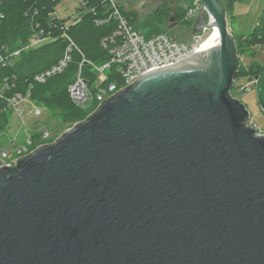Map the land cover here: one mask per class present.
<instances>
[{"label": "water", "instance_id": "water-1", "mask_svg": "<svg viewBox=\"0 0 264 264\" xmlns=\"http://www.w3.org/2000/svg\"><path fill=\"white\" fill-rule=\"evenodd\" d=\"M200 1L202 52L0 167V264H264V135L231 93L226 9Z\"/></svg>", "mask_w": 264, "mask_h": 264}, {"label": "trees", "instance_id": "trees-1", "mask_svg": "<svg viewBox=\"0 0 264 264\" xmlns=\"http://www.w3.org/2000/svg\"><path fill=\"white\" fill-rule=\"evenodd\" d=\"M60 1L0 0V10L4 14L0 21V44L6 45L10 50H20L13 67L0 69V79L15 76L13 89L15 93L26 94L30 90L33 102L45 105L51 111H59L60 120L64 124L75 125L88 121L91 116L100 111V107L97 108V102L89 109L76 106L71 100L68 86L75 80L79 71L91 85L97 81L98 76L93 69V64L101 65L110 60V37L119 25L115 18L105 19L109 7L106 0H83L87 6L78 8L80 21L76 24H68L69 17L58 19L52 15ZM232 2L233 0L229 1L230 10ZM184 5L185 2L175 3L176 21L180 25L191 27L194 23L186 20L187 9ZM121 10L136 28L141 27L140 23L146 28L147 37L162 32L171 34L167 20H170L173 15V6L169 5L168 1L157 6L142 20L137 16L136 11L128 10L123 4H121ZM149 16L152 18L149 19ZM99 19L103 22L98 23ZM37 24L45 32L50 31L56 38L41 47L27 49L26 46L31 41ZM165 27L166 30H162ZM64 32H67L75 43L71 52L72 59L67 68L63 72L48 77L45 82L35 80L36 74L56 63L66 52L69 41L63 35ZM234 40L237 52H240V47L247 42H252L253 45L263 44L264 10L259 25L246 36L234 34ZM253 63L246 66L238 62L234 84L237 76L248 75L250 79L257 80V101L264 112V65L258 62ZM107 82L117 83L119 87L123 85L121 77L115 74L110 76ZM10 113L11 111L6 109L5 101L0 99V133L7 129ZM33 139L34 147L45 142L40 139L39 132L33 134Z\"/></svg>", "mask_w": 264, "mask_h": 264}, {"label": "built area", "instance_id": "built-area-1", "mask_svg": "<svg viewBox=\"0 0 264 264\" xmlns=\"http://www.w3.org/2000/svg\"><path fill=\"white\" fill-rule=\"evenodd\" d=\"M106 1L109 7L105 19L115 18L119 25L113 36L110 37L111 45L109 51L111 58L101 65L92 63L93 69L98 76L97 81L93 85L79 71L75 80L68 86V92L73 103L84 109L89 108V105L94 102H97L99 106L107 98L114 95L120 89L130 85L146 73L174 65L191 57L198 52L199 47L205 39H202L201 35H195L190 41H181L168 32L147 37L123 14L121 10L122 0ZM85 6H87V3L82 1L81 6L78 8ZM184 6L187 9L186 20L194 23L193 19H195V16L202 8L201 1L193 0L188 4L185 3ZM78 8L74 16L72 18L69 17L68 24H76L80 21ZM3 17L4 14L0 10V21ZM56 18L61 19L62 17ZM97 22L102 23L103 20L99 19ZM63 35L69 41L66 52L56 63L36 74L35 80L45 82L48 77L63 72L67 68L72 59L71 52L75 43L67 32H64ZM55 38L50 31L45 32L37 24L31 41L26 48L35 49L41 47L52 42ZM19 53L20 50H10L6 45L0 44V69L2 67H13ZM114 74L121 77L123 81L122 86L119 87L117 83L107 82L108 78ZM14 80L15 76H6L0 79V99L5 101L8 111L16 113L21 119V124L11 139L10 144L12 149L8 150L7 148L0 147V167L15 165L20 158L32 153L41 145L48 144L45 140L50 137V131L47 128L34 132L27 130L22 113L25 112L23 104L27 101H32L31 91L28 90L26 94L15 93L13 91L15 87ZM256 83L257 80H255ZM248 88L246 87L247 90ZM41 113L40 109L35 111L37 115H41ZM22 132L23 139H20ZM35 132H39L40 139L45 141L36 147H34L33 139ZM257 133L262 134L258 131Z\"/></svg>", "mask_w": 264, "mask_h": 264}, {"label": "rangeland", "instance_id": "rangeland-1", "mask_svg": "<svg viewBox=\"0 0 264 264\" xmlns=\"http://www.w3.org/2000/svg\"><path fill=\"white\" fill-rule=\"evenodd\" d=\"M82 1L83 0H61L55 8L53 16L62 18H72L77 8L81 6ZM149 1H152L151 5H148L147 2L145 3L142 0H122V4L128 10L136 11L137 16L142 20L147 17L148 14L152 13L155 10V7L159 5L157 3L158 0ZM166 1H169V5L174 6L177 1L185 2L188 4L193 0ZM220 1L226 9L227 18L229 22V29L233 34V37L234 34L243 36L248 35L261 22L262 11L264 10V0H233L231 10L229 3L230 0ZM150 18H152V16H149V19ZM194 24L191 27H185L184 25L177 24L175 16L173 20H167V26H173L170 32L171 35L181 41L191 40ZM139 25L141 27H138V29L141 30L145 36H147L146 28L141 23ZM162 30H166V27ZM210 31L211 29L209 28L204 29L203 34H201L202 39L206 38L209 35ZM241 47L240 52H237L241 65L248 66L253 62H258L264 65V43L261 45H253L252 42H247L244 43V45ZM246 87H249L248 90L246 89ZM231 93L233 97L238 98L248 108L251 116L247 124L256 128L258 132L264 134V112H262L257 101L258 92L255 84V79H250L248 75L237 76ZM94 104L95 102L93 104L91 103L89 105V108H91ZM23 107L25 112L22 113V116L25 121L27 130L29 132H34L36 130H41L45 128L49 129L50 137L45 140L47 143L58 139L68 129L74 126L70 123L64 124L60 120V112L51 111L45 105H39L33 101H27L23 104ZM37 109L41 110V115L35 114V111ZM9 118L10 122L7 129L4 132L0 133V147L11 150V139L13 134L18 130L21 124V119L16 113L12 111L9 115ZM20 139H23V132L20 135Z\"/></svg>", "mask_w": 264, "mask_h": 264}, {"label": "bare ground", "instance_id": "bare-ground-1", "mask_svg": "<svg viewBox=\"0 0 264 264\" xmlns=\"http://www.w3.org/2000/svg\"><path fill=\"white\" fill-rule=\"evenodd\" d=\"M210 29V28H209ZM219 30V28L214 25L212 28H211V31L209 33V35L204 39L203 43L201 44V46L199 47L198 49V52H202L203 49L206 47V44H207V41L217 33V31Z\"/></svg>", "mask_w": 264, "mask_h": 264}, {"label": "flooded vegetation", "instance_id": "flooded-vegetation-1", "mask_svg": "<svg viewBox=\"0 0 264 264\" xmlns=\"http://www.w3.org/2000/svg\"><path fill=\"white\" fill-rule=\"evenodd\" d=\"M142 1L145 2V3L147 2L148 5H151V4H152V3H151L152 1H149V0H142ZM164 2H166V0L163 1L162 3H164ZM168 2H169V1H168ZM162 3H160V4H162ZM160 4H159V5H160ZM159 5H158V6H159ZM155 9H156V7H155ZM173 10H174V12H173ZM173 10H172V13H173V15L175 16V14H174V13H175V5L173 6ZM176 23L179 24L178 21H176Z\"/></svg>", "mask_w": 264, "mask_h": 264}, {"label": "crops", "instance_id": "crops-1", "mask_svg": "<svg viewBox=\"0 0 264 264\" xmlns=\"http://www.w3.org/2000/svg\"><path fill=\"white\" fill-rule=\"evenodd\" d=\"M199 12H200V10H199ZM199 12H198V14H199ZM198 14H197V15H198ZM197 15L195 16L194 23L196 22V17H197ZM194 25H195V24H194Z\"/></svg>", "mask_w": 264, "mask_h": 264}]
</instances>
